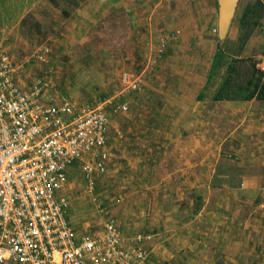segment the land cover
<instances>
[{"label":"rangeland","instance_id":"obj_1","mask_svg":"<svg viewBox=\"0 0 264 264\" xmlns=\"http://www.w3.org/2000/svg\"><path fill=\"white\" fill-rule=\"evenodd\" d=\"M252 2L239 0L233 17L235 21ZM216 18V0H0V49L21 65L16 78L22 89L28 88L30 80L44 77L55 85L60 97H67L77 105L94 103L100 97L110 95L112 102L126 100L128 103L126 110L113 111L110 104L105 107L111 157L107 170L95 174L91 194L94 198L86 191L80 166L75 164L68 172L64 195L69 202L68 218L77 233L99 232L106 217H110L121 229L126 226L124 221L128 220L127 216H134V212L139 210L132 208L134 204L129 208L131 197L138 195L141 189L139 174H133L132 179L129 176L130 162H127V157L133 153L128 147L130 136H138L139 131L137 127L138 132L132 133L127 127L133 122L138 123L144 84L137 91H123L121 72L137 70L147 57H156L153 68L147 74L152 71L194 74L196 79L203 78L216 52V32L213 30ZM159 36L166 39L160 52L157 51ZM224 44L222 48L228 50V55L232 50L236 51L235 38L228 37ZM41 45H46L49 52L43 61H37L34 52ZM239 56L241 62L237 63V69L240 80H245L243 71L250 70L254 54L244 55L241 50ZM198 84L195 82L193 88ZM115 128L121 130L122 136L114 132ZM138 145L135 143L136 148ZM235 161L234 154L223 155L220 170L231 172ZM136 162L138 167V159ZM130 183L137 185L132 187L133 191L128 187ZM197 194H183L180 205L183 208L178 214L188 216L192 221L199 215V221L191 224L190 229L203 236L225 234V239L230 241L228 243L227 240L225 245L228 243L226 246L229 247L214 253L197 250L196 255L189 254L182 261H171L167 255L175 247H169L162 240L158 242L161 245L158 248V243L154 245L157 240L154 236L149 241L151 243L148 242L150 252L142 264H264V226L254 235L253 248H250L252 233H244L250 234L245 237L249 244L242 243L243 253H240L238 248L237 251L234 248L235 227L224 223L236 215V196L241 195L214 192L216 198L222 195V203L193 214L201 205ZM169 196L170 204L176 203V193L169 192ZM186 196L191 204L186 202ZM97 201L102 211L96 210ZM128 209L130 212L125 213ZM248 211L244 209L241 213L247 215ZM210 219L219 224L206 225ZM136 221L140 230H144L139 216ZM181 233L184 234V231L181 230ZM163 235L161 232L159 239ZM258 239L259 243L256 242Z\"/></svg>","mask_w":264,"mask_h":264},{"label":"crops","instance_id":"obj_2","mask_svg":"<svg viewBox=\"0 0 264 264\" xmlns=\"http://www.w3.org/2000/svg\"><path fill=\"white\" fill-rule=\"evenodd\" d=\"M260 2L263 11L242 49L244 55L254 54V60L264 48V0ZM235 14L236 9L234 18ZM234 18L225 39L237 37L238 20ZM214 28L216 32V26ZM211 65L212 60L201 79H196L194 74L151 71L145 75L138 123L133 122L127 127L132 133L139 131L138 139V136H130L128 147L133 153L127 157V162H130L129 176L134 179V175L139 174L141 190L138 195L130 196L132 200L128 202L129 208L134 204L132 208L139 210L134 212V216L128 215V220L124 221L126 226L119 229L125 236L137 232L151 234V239L154 236L157 239L155 246L165 240L169 247H175L167 255L171 261H182L189 254L196 255L197 250L214 253L230 242L225 239V234L203 236L190 229L189 226L199 219V215L192 221V218L178 214L183 208L180 205L185 193H198L196 197L201 205L193 214L222 203V195L216 198L214 192L241 195L236 196V215L224 222L235 227L234 248L236 251L238 248L240 253H243L242 243L249 244L245 237L252 233L250 248H253L254 235L264 226V98L213 99L212 94L221 76L214 75L208 80ZM220 69L221 72L223 65ZM195 82L199 84L193 88ZM135 143L139 144L137 148ZM226 154H234L236 160L229 173L221 171L219 164ZM71 167L73 165L68 172ZM133 186L137 185L130 183L128 186L131 191ZM169 192L176 193V203L172 205ZM185 199L191 204L187 196ZM244 209H249L247 215L241 213ZM129 212L128 209L125 213ZM137 216L144 224V230L137 225ZM68 221L74 227L69 218ZM206 223L219 224L212 219ZM161 232L164 235L159 239ZM245 232L250 234L245 235ZM149 241L144 242L146 246L151 243ZM157 246L160 248L161 245L158 243ZM172 252L175 254L172 255Z\"/></svg>","mask_w":264,"mask_h":264},{"label":"built area","instance_id":"obj_3","mask_svg":"<svg viewBox=\"0 0 264 264\" xmlns=\"http://www.w3.org/2000/svg\"><path fill=\"white\" fill-rule=\"evenodd\" d=\"M165 43L159 36L158 52ZM48 52L41 45L35 60L43 61ZM155 61L147 57L139 69L123 70L122 90H139ZM254 66L264 72V48ZM20 68L0 49V264H142L151 234L125 236L110 217L98 234H77L64 195L74 164L92 194L95 174L107 170L110 158L105 107L126 110L127 101L112 102L110 95L77 105L44 77L30 80L24 90L16 78ZM95 207L102 211L99 201Z\"/></svg>","mask_w":264,"mask_h":264},{"label":"trees","instance_id":"obj_4","mask_svg":"<svg viewBox=\"0 0 264 264\" xmlns=\"http://www.w3.org/2000/svg\"><path fill=\"white\" fill-rule=\"evenodd\" d=\"M262 11L263 6L260 0H253L239 15L238 33L235 38L236 51L232 50L228 55V50L222 48L226 39L216 38V52L212 57L208 80L214 75H220L221 78L212 94L213 99L264 98V73L255 68L254 60L249 64L250 70L247 68L243 71L245 80H240V73L237 69V63L241 62L240 52ZM221 65H223V70L220 72Z\"/></svg>","mask_w":264,"mask_h":264},{"label":"water","instance_id":"obj_5","mask_svg":"<svg viewBox=\"0 0 264 264\" xmlns=\"http://www.w3.org/2000/svg\"><path fill=\"white\" fill-rule=\"evenodd\" d=\"M237 1L238 0H216V35L219 40H223L226 36L229 25L235 13Z\"/></svg>","mask_w":264,"mask_h":264}]
</instances>
